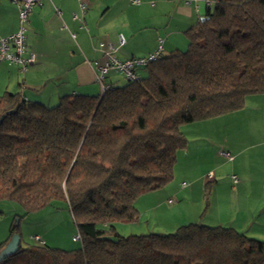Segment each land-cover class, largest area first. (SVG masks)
I'll use <instances>...</instances> for the list:
<instances>
[{
  "label": "trees",
  "instance_id": "trees-1",
  "mask_svg": "<svg viewBox=\"0 0 264 264\" xmlns=\"http://www.w3.org/2000/svg\"><path fill=\"white\" fill-rule=\"evenodd\" d=\"M184 34L185 50L103 94L63 95L52 106L0 95V199L24 212L0 251L20 218L55 200L66 204L81 241L72 250L19 245L0 264H264V240L228 226L116 231L138 219V197L172 180L176 153L187 146L181 125L264 93V0H215Z\"/></svg>",
  "mask_w": 264,
  "mask_h": 264
},
{
  "label": "crops",
  "instance_id": "crops-1",
  "mask_svg": "<svg viewBox=\"0 0 264 264\" xmlns=\"http://www.w3.org/2000/svg\"><path fill=\"white\" fill-rule=\"evenodd\" d=\"M86 1L88 7L82 16L78 0H42L35 6L26 23L25 40L28 49L36 53V62L26 72H21L15 64L0 62V95L4 92L20 93L26 101L47 106L57 103L63 95H98L100 85L95 80L93 63L103 61L100 43H111L120 60L153 52L158 39L162 41L164 55L183 51L187 45L184 32L196 26L215 0H210L213 1L210 4L205 0H142L136 6L128 5L125 0ZM73 13L79 15L84 24L90 25L88 35L81 22L72 19ZM17 27L15 4L0 0V37L10 35ZM119 34L125 40L122 45L119 44ZM77 38L78 44L75 43ZM118 76L123 80L110 71L104 82L110 86L120 85ZM260 108L264 109V93L247 96L239 110L181 125L187 146L176 153L172 180L159 191L157 200L150 195L154 193H145L134 202L136 205L140 203V207L137 206L140 214L138 228L142 229L141 219L149 222V214H153L152 221L169 216L175 222L166 228L168 230L193 222L232 227L246 236L264 240V167L257 170L264 163V148L254 149L264 145V133L258 143L249 138L251 132L264 127L263 121H257L254 128L249 125L253 120L251 113ZM202 130L206 131L211 145L222 141L227 148L224 150L234 153V159L240 163L242 178L237 188L232 186L223 193L219 188L222 184L213 172L212 178L204 174L210 158L209 146L203 143ZM247 136L248 140L245 139ZM239 139L242 146L247 147L236 148ZM250 167L252 171H249ZM185 173L184 178L190 180V186L181 187L184 180L181 177ZM208 181H213V185L205 206L203 192ZM195 183L202 189L198 194L200 199L202 196V202H194ZM146 203L148 205L144 206Z\"/></svg>",
  "mask_w": 264,
  "mask_h": 264
},
{
  "label": "rangeland",
  "instance_id": "rangeland-1",
  "mask_svg": "<svg viewBox=\"0 0 264 264\" xmlns=\"http://www.w3.org/2000/svg\"><path fill=\"white\" fill-rule=\"evenodd\" d=\"M213 8V4L211 5V9ZM90 30V25L84 24L83 31L86 35H88V31ZM77 31V30H76ZM74 41V40H73ZM79 38L75 39V43L78 44ZM185 49V48H184ZM138 73L140 75L145 74V69L141 68ZM118 80L120 85L124 83V80H121L118 76ZM52 106V105H50ZM253 114L251 117H253V120L249 123L251 127L256 126V122H262L264 125V109H254V111L251 113ZM257 119V120H256ZM255 120V121H254ZM246 131H250V129H246ZM246 131H243L245 133ZM204 132L203 135V143L205 145H208L209 149V158H210V164L206 166L203 170L204 174L212 173L215 175L217 181L221 182V190L224 192L231 190L232 186H235L236 188L240 185V181H242L241 175L239 174L240 170V163L234 159V153H231L233 155V160L228 161L224 159L222 156H220L217 153V149H227L223 146V142L217 143L215 145H211L208 136H206V131L202 130ZM264 133V127L261 129H258L255 132H251L249 135V138L252 139L253 143H258L261 140V135ZM206 136V137H205ZM246 136V135H245ZM205 138V139H204ZM248 140L247 138H245ZM230 141L231 138H230ZM245 141V140H244ZM246 142V141H245ZM247 146H242L241 139H239V145L236 146V148H245ZM264 145L257 146L254 149H263ZM232 149V148H230ZM264 151V149H263ZM264 163H261L262 167H257V170H263ZM211 170V171H209ZM253 168L250 167L249 171H252ZM209 171V172H208ZM186 174V173H185ZM182 176L183 182H185L186 186H190V180L188 178H184L187 176V174ZM231 175H235L237 177V182L235 184L232 183ZM212 178V177H211ZM170 182V181H169ZM168 182V183H169ZM209 186L213 185V181H208ZM167 183V184H168ZM165 184L164 186H166ZM163 186V187H164ZM159 188L157 190L151 191L149 193H154L150 195H154L155 200H157V195H159V191L163 188ZM196 191L195 196V203H197V200L199 202L203 201L202 196L201 199L198 197L200 187L195 183L194 185ZM188 188V187H187ZM210 188V187H209ZM233 191V190H232ZM198 197V198H197ZM166 198V197H165ZM159 199V198H158ZM161 200V199H160ZM166 200V199H165ZM164 200V201H165ZM148 203H146L147 206ZM134 206L137 208V206L140 207V203L138 202V205L134 203ZM163 206V205H162ZM167 207H170V204L166 205ZM138 210V208H137ZM139 211V210H138ZM22 208L14 201L0 199V240H3L8 236L9 234V228L10 224L13 220V217L15 214L21 216L23 215ZM140 216V214H139ZM150 220L149 222H145L141 219L140 221V227L142 229L138 228V221L135 220L134 222H119V224H115L116 231L122 235H130V234H142V233H161L166 234L169 232H172L175 229H166L167 227L170 228V226L175 222L171 221L172 219L169 216L162 217V218H154L152 221V218L154 217L153 214H149ZM146 217L148 218V213L146 211ZM17 219V217L15 218ZM213 220V219H212ZM161 221V222H160ZM167 224H164L162 222H168ZM215 221V220H214ZM216 222V221H215ZM123 223V224H122ZM162 223V224H160ZM187 224V223H185ZM173 226V225H172ZM178 227V226H177ZM77 229L73 222L72 216L66 206V204L63 201L55 200L52 201L50 204L45 206L42 209L30 212L26 214V216H23L20 218L18 222V235L20 237V244L22 246L29 245V244H37L38 242L34 240V236L37 235L41 239L44 240L45 245L52 247V248H60L64 250H72V249H78L81 246V241L79 239H74L73 236L76 235Z\"/></svg>",
  "mask_w": 264,
  "mask_h": 264
},
{
  "label": "built area",
  "instance_id": "built-area-1",
  "mask_svg": "<svg viewBox=\"0 0 264 264\" xmlns=\"http://www.w3.org/2000/svg\"><path fill=\"white\" fill-rule=\"evenodd\" d=\"M15 4L17 8V18H18V27L17 29L8 36L0 37V62H6L8 64H15L19 67L21 72H26L28 68L36 62V53L29 50L26 45L25 33H26V23L28 17L38 4L42 0H10ZM128 5H139L142 0H125ZM189 2H196L199 0H188ZM207 4H210L213 1L205 0ZM79 8L81 11V16L88 7V2L86 0H78ZM72 19L79 20L81 26L84 27V22L81 17L75 13L72 14ZM74 36V34H72ZM119 44L122 45L125 40L124 37L118 35ZM103 52V61L99 64L97 62L93 63L95 68V80L100 85V94H103L109 89V84L104 82L106 75L113 71L114 73L120 75L123 80H135L138 77V70L144 68L151 61L156 60L161 57L163 53V46L161 39H158V45L153 52H150L144 56L139 57H129L125 59H118L114 54V46L111 43L104 45L100 43ZM104 47V49H103ZM219 154L226 160L231 161L233 156L230 152L220 149ZM212 173L207 174V178H211ZM232 183L237 182V177L231 175ZM185 182L180 183L181 187H184ZM74 239H79V234L73 236ZM34 240L38 244H44V241L37 235L34 236Z\"/></svg>",
  "mask_w": 264,
  "mask_h": 264
},
{
  "label": "water",
  "instance_id": "water-1",
  "mask_svg": "<svg viewBox=\"0 0 264 264\" xmlns=\"http://www.w3.org/2000/svg\"><path fill=\"white\" fill-rule=\"evenodd\" d=\"M3 119V115L0 117V122ZM20 245V237L18 233H14L10 236L8 242L0 251V261L9 256L10 254L14 253Z\"/></svg>",
  "mask_w": 264,
  "mask_h": 264
}]
</instances>
